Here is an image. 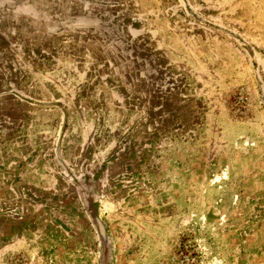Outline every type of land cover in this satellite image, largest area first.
Masks as SVG:
<instances>
[{
    "label": "rangeland",
    "instance_id": "374dc122",
    "mask_svg": "<svg viewBox=\"0 0 264 264\" xmlns=\"http://www.w3.org/2000/svg\"><path fill=\"white\" fill-rule=\"evenodd\" d=\"M0 264H264V0H0Z\"/></svg>",
    "mask_w": 264,
    "mask_h": 264
}]
</instances>
